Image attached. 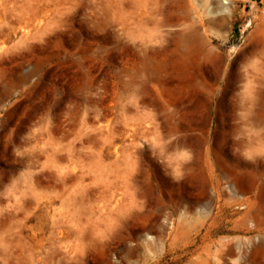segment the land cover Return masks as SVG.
Returning a JSON list of instances; mask_svg holds the SVG:
<instances>
[{
	"label": "rangeland",
	"instance_id": "rangeland-1",
	"mask_svg": "<svg viewBox=\"0 0 264 264\" xmlns=\"http://www.w3.org/2000/svg\"><path fill=\"white\" fill-rule=\"evenodd\" d=\"M0 264H264V0H0Z\"/></svg>",
	"mask_w": 264,
	"mask_h": 264
}]
</instances>
